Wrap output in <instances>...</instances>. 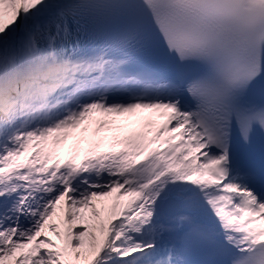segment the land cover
I'll return each instance as SVG.
<instances>
[{"label": "rangeland", "instance_id": "374dc122", "mask_svg": "<svg viewBox=\"0 0 264 264\" xmlns=\"http://www.w3.org/2000/svg\"><path fill=\"white\" fill-rule=\"evenodd\" d=\"M31 1L0 0L2 8L13 9L2 30L6 37L21 22V12ZM43 5L41 2V10ZM149 112H137L135 120H117L102 127L92 117H78L77 123H70L73 126L67 136L61 134L62 125L44 128L38 138L28 125L22 129L0 126V229L6 227L13 234L8 241L0 237L10 247V240L19 238L21 242L9 264H68L72 251L86 258L102 232L97 222L100 208L114 222L108 241L115 258L125 259L126 264H158L159 245L152 240L156 229L149 228L156 214L147 209L148 203L161 183L166 186L172 172L176 178L172 187L186 185L193 172L186 153L175 146L176 138L159 129L164 113H156L163 114L156 121L148 119ZM23 117L30 119L29 115ZM138 119L145 126L154 125L140 130L135 124ZM107 152L111 156L105 162ZM94 155L102 158L95 168H106L107 175L102 186L88 179L83 180L88 186H82L78 173L90 172ZM229 186L219 187L232 189ZM212 198L227 201V196ZM45 217L50 219L49 225L44 223ZM252 226L261 233L264 219L257 216ZM244 227H248L246 223ZM33 229L32 238L28 234ZM39 229L42 234L36 233ZM246 232L251 234L250 229ZM8 250L0 251V264L5 263Z\"/></svg>", "mask_w": 264, "mask_h": 264}, {"label": "bare ground", "instance_id": "6f19581e", "mask_svg": "<svg viewBox=\"0 0 264 264\" xmlns=\"http://www.w3.org/2000/svg\"><path fill=\"white\" fill-rule=\"evenodd\" d=\"M68 1L69 0H32L27 8H23V11L21 12V22H17L14 25L13 32L11 35H9V38L4 35L2 30L3 27H5L8 18L10 15H12L13 9L7 11V7L2 8L0 5V83L4 81L2 76L7 74L11 68L21 67L25 62V65L29 66L33 61H36L40 58L39 54L32 51L30 46V38L35 31H37L41 26L45 25L58 13L61 5L67 3ZM41 2L45 7L43 10H41L40 7ZM34 72H36V70H32L31 74ZM155 108L159 109L158 107ZM115 110L116 108L89 106L86 109V115L93 114L92 118L96 120V122L101 127L112 124L117 120L125 121L129 118L135 120V118L138 116L137 112L139 111H150L147 114L148 119L152 118L156 121L158 120L157 118H161V116H163L161 113L160 115H156V112L159 113V111L151 110L148 108V106H141L140 109L130 108L128 110ZM64 112H69L68 108L61 107V109H57V111L54 113V116L57 117L59 114ZM72 117H76L74 112H72L69 117H65L64 120L68 121ZM166 117L167 120L159 125V129L162 131L164 129L168 130L173 127L172 130L169 131V134H171L170 136L172 139L177 137L175 146L179 147L180 150L178 151L187 153L186 160L191 163L192 168L195 169V171H201V173L196 178H193L192 176L188 180V183L184 186L172 187L171 184L176 180V178H172V175L174 176L175 173L172 172L171 178L166 183V186H159L155 191V195L150 198L147 209L149 211L158 213V204L163 198L169 196L174 197L179 202V211L172 219L163 220L160 217L156 218L149 228L159 229L158 234L161 233V236L163 237V243L167 245L169 251V243L174 244L175 237L179 235L183 228L192 222H199L206 225L210 232L214 233V235L218 236V238L223 241L236 243L241 246L245 244L246 247L248 243L256 241L260 235H264V231L262 233H258L256 231L254 234L249 235L243 228L245 223L249 227L253 225V221L256 219L255 215L257 214L258 210L257 203L254 200H251L247 193H240L237 191L238 196L231 197V193L234 191L229 192L226 190H220L218 188V184L215 185L212 181H208L209 177L217 180L215 173L221 166L220 161L217 159L215 163L210 162V164H215V166L212 165V174L207 175L206 173L209 171V169L204 171L199 160H205L208 156L206 153H204V151H202V146L199 144L200 137L192 129V126L187 121L185 115L176 112L173 108H169L166 113ZM6 123H8L10 126H16L18 124V118L14 117L11 120L5 119L0 121V126L2 124L5 125ZM135 124L139 125L140 130L144 131H146V126L150 127V125H143L144 123L141 122V119L136 120ZM37 127L38 126H34L31 128V134L34 136V138H38V134H40V131L36 130ZM70 131L71 127L64 123V128H62L61 134L67 136L69 135ZM141 134V131H139V135ZM54 145L58 149L60 143L57 142L54 143ZM108 154L109 152L106 153L107 156L104 157L105 160L110 158V155ZM98 162L99 159L94 157L89 164L90 172H80L78 175L79 178L81 180L88 179L91 182H99L104 180L106 174L103 169L94 168ZM221 176L222 175H220V177ZM220 181L222 183H226V185H230L229 187L232 189H238V187L233 186L226 178H222ZM161 184H164V182ZM99 185L102 186V184ZM212 193L222 196L228 195L227 202L212 203L208 201L205 196ZM220 206H222V208H220ZM233 208H239V210L234 211ZM97 215V222L100 224L102 232L97 237H95L92 253L86 258L82 259L80 256H76L74 251H72L69 253L67 258L68 264H126L125 259L115 258L114 253L111 252L109 247L108 238L110 236L111 226L114 224L110 217V213L100 208ZM43 221L49 225L50 219L45 217ZM250 230H257V228L252 226ZM33 231L34 229L30 230L28 236L33 238L35 236ZM36 233L42 234L43 229H39L36 231ZM12 235L13 234L11 231H9V229L6 227L0 229V236H2L4 241H8ZM239 236L248 237L246 241L247 244L244 240H238L237 237ZM19 241V238L13 241L10 240V243L12 244L10 247L3 243L0 237V251H3L7 247L9 249L6 252L7 259L5 260L4 264L10 263L12 254L15 253L18 247L21 245V242Z\"/></svg>", "mask_w": 264, "mask_h": 264}, {"label": "water", "instance_id": "95a60500", "mask_svg": "<svg viewBox=\"0 0 264 264\" xmlns=\"http://www.w3.org/2000/svg\"><path fill=\"white\" fill-rule=\"evenodd\" d=\"M179 209V204L173 198H167L160 205L159 211L167 218H172L176 215Z\"/></svg>", "mask_w": 264, "mask_h": 264}]
</instances>
